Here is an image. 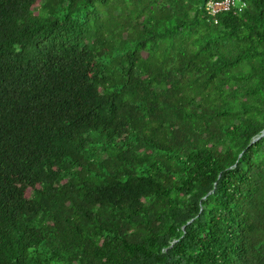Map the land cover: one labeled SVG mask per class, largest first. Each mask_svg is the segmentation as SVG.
<instances>
[{
	"label": "trees",
	"instance_id": "obj_1",
	"mask_svg": "<svg viewBox=\"0 0 264 264\" xmlns=\"http://www.w3.org/2000/svg\"><path fill=\"white\" fill-rule=\"evenodd\" d=\"M0 0V264H264V0Z\"/></svg>",
	"mask_w": 264,
	"mask_h": 264
},
{
	"label": "built area",
	"instance_id": "obj_2",
	"mask_svg": "<svg viewBox=\"0 0 264 264\" xmlns=\"http://www.w3.org/2000/svg\"><path fill=\"white\" fill-rule=\"evenodd\" d=\"M247 7L245 0H210L206 8L212 16H217L221 11L243 12Z\"/></svg>",
	"mask_w": 264,
	"mask_h": 264
},
{
	"label": "water",
	"instance_id": "obj_3",
	"mask_svg": "<svg viewBox=\"0 0 264 264\" xmlns=\"http://www.w3.org/2000/svg\"><path fill=\"white\" fill-rule=\"evenodd\" d=\"M262 135H264V132H263V134Z\"/></svg>",
	"mask_w": 264,
	"mask_h": 264
}]
</instances>
